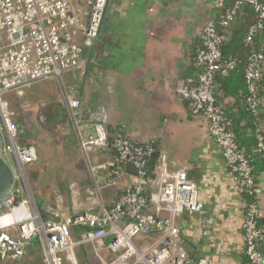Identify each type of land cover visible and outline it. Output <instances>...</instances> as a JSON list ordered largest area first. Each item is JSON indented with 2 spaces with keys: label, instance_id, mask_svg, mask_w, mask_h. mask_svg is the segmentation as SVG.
<instances>
[{
  "label": "built area",
  "instance_id": "built-area-1",
  "mask_svg": "<svg viewBox=\"0 0 264 264\" xmlns=\"http://www.w3.org/2000/svg\"><path fill=\"white\" fill-rule=\"evenodd\" d=\"M107 4L108 0H0V156L14 175L11 194L0 203V264L21 261L33 244L40 248L43 264H64L65 255L76 264L74 249L85 244L100 264H208L207 257L196 259L189 253L177 223L184 213L203 210L196 184L184 170L169 172L160 156L150 172L148 164L155 149L150 143L134 141L123 130L110 133L95 123L93 135L80 141L84 152L94 146L112 153L110 159L91 168L97 187L100 183L116 187L123 177H133L98 213L82 211L64 221L46 220L28 185L26 170L37 162V151L33 145L20 143L4 95L40 81L62 82L64 75L82 71L86 49L102 29ZM243 4L251 6L260 21L246 35L245 43L252 42L264 21V0H235L230 9L202 28L201 47L193 64L200 71L183 82L181 96L190 103L192 114L205 119L207 133L238 178L240 191L251 197L243 201V256L249 264H264L258 249L264 228L259 223L251 161L237 145L214 95L215 75L226 76L235 66L233 60L221 58L225 38L218 27L224 31ZM263 71L264 55L252 52L244 70L245 105L255 118L263 113L258 86ZM66 102L80 134V103L68 97ZM255 132L257 151L264 157V125L257 122Z\"/></svg>",
  "mask_w": 264,
  "mask_h": 264
},
{
  "label": "crops",
  "instance_id": "crops-1",
  "mask_svg": "<svg viewBox=\"0 0 264 264\" xmlns=\"http://www.w3.org/2000/svg\"><path fill=\"white\" fill-rule=\"evenodd\" d=\"M222 5L223 0H108L102 29L86 49L85 68L62 79L68 83L67 97L80 103L77 120L82 130L79 134L73 125V141L91 164V185L72 184L63 195L57 192L60 200L55 202L56 188L39 182L44 170L52 167L53 155H42L35 148L38 160L29 167V186L44 219L58 222L82 211L98 213L100 206L110 205L133 182V177L125 176L116 187L96 186L91 168L112 153L94 146L84 152L80 141L93 135L92 125L100 123L110 133L123 130L138 143L153 144L169 172L184 170L196 184L203 210L184 213L177 220L194 258L207 257L208 264H249L243 256L244 209L238 178L208 135L205 119L192 114L190 103L181 96L183 82L195 72L193 55L201 30L217 17ZM262 110L264 116V98ZM62 141L58 138V143ZM256 198L264 228V171L257 177ZM258 249L264 255V240ZM74 258L76 264L97 260L89 244L76 246ZM6 264H43L42 252L33 244L21 261ZM64 264H73L68 255Z\"/></svg>",
  "mask_w": 264,
  "mask_h": 264
},
{
  "label": "rangeland",
  "instance_id": "rangeland-1",
  "mask_svg": "<svg viewBox=\"0 0 264 264\" xmlns=\"http://www.w3.org/2000/svg\"><path fill=\"white\" fill-rule=\"evenodd\" d=\"M51 82L34 83L33 85L38 86L31 85L28 89H23L21 94L7 93L3 100L13 113L12 119L19 131V141L25 145H33L42 155H53L52 167L44 170L39 182L44 187L56 188L52 196L55 202H59L58 191L63 195L66 187L69 188L72 184L87 187L91 185L88 180L89 175L91 177V164L83 158L77 142L75 144L73 141L75 124L65 103V98L69 95L68 83L64 80ZM80 82L78 80L76 85L80 86ZM63 115L65 119L58 121ZM58 138L63 141L58 143ZM26 171L30 185L32 171L29 167ZM70 194L74 199V191ZM57 210L56 205L54 211ZM94 264H99L96 259Z\"/></svg>",
  "mask_w": 264,
  "mask_h": 264
},
{
  "label": "trees",
  "instance_id": "trees-1",
  "mask_svg": "<svg viewBox=\"0 0 264 264\" xmlns=\"http://www.w3.org/2000/svg\"><path fill=\"white\" fill-rule=\"evenodd\" d=\"M234 2L235 0H223V5L219 9L217 18L227 9H230ZM259 22L251 6L243 4L236 10L232 21L224 31H222V28L218 27V31L225 38L220 45L221 58L224 61L233 60L235 66L226 76L219 74L215 75L214 90L216 101L222 106L224 117L231 124L230 130L235 135L237 145L251 161L256 182L259 174L264 171V157L257 151L255 124L257 122L262 123L264 121V116L262 113L259 117L255 118L246 108L245 100L247 97V89L244 80V70L247 58L252 52H258L264 55V21H261L262 27L254 34L252 42L250 44L245 43L248 30L251 27L257 26ZM199 43L197 48L201 47V40ZM196 51L197 50H195L193 55V64ZM194 70V74L196 75L200 71L197 67H194ZM258 86L259 97L263 100L264 71L262 72ZM230 100L231 102L228 103ZM20 143L23 144V142ZM151 145L155 149L153 144ZM156 163L157 152L155 150L148 164L150 172L153 171ZM129 170V172H131V169ZM240 194L242 201L249 202L251 200V197L246 193L241 191Z\"/></svg>",
  "mask_w": 264,
  "mask_h": 264
},
{
  "label": "water",
  "instance_id": "water-1",
  "mask_svg": "<svg viewBox=\"0 0 264 264\" xmlns=\"http://www.w3.org/2000/svg\"><path fill=\"white\" fill-rule=\"evenodd\" d=\"M13 186V172L0 156V203L9 197ZM84 230H86V228Z\"/></svg>",
  "mask_w": 264,
  "mask_h": 264
}]
</instances>
